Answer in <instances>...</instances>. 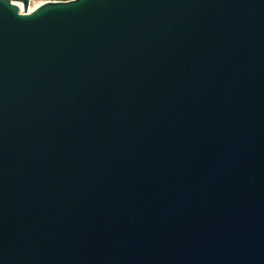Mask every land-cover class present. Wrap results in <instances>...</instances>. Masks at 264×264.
Masks as SVG:
<instances>
[{
	"label": "water",
	"instance_id": "95a60500",
	"mask_svg": "<svg viewBox=\"0 0 264 264\" xmlns=\"http://www.w3.org/2000/svg\"><path fill=\"white\" fill-rule=\"evenodd\" d=\"M0 264H264V0H0Z\"/></svg>",
	"mask_w": 264,
	"mask_h": 264
},
{
	"label": "built area",
	"instance_id": "2783aa9c",
	"mask_svg": "<svg viewBox=\"0 0 264 264\" xmlns=\"http://www.w3.org/2000/svg\"><path fill=\"white\" fill-rule=\"evenodd\" d=\"M37 0H29V7H30V4L35 2ZM41 3H43L44 1H59V0H39Z\"/></svg>",
	"mask_w": 264,
	"mask_h": 264
},
{
	"label": "bare ground",
	"instance_id": "6f19581e",
	"mask_svg": "<svg viewBox=\"0 0 264 264\" xmlns=\"http://www.w3.org/2000/svg\"><path fill=\"white\" fill-rule=\"evenodd\" d=\"M41 2H33L30 4L29 10H31L33 7L37 6L38 4H40Z\"/></svg>",
	"mask_w": 264,
	"mask_h": 264
},
{
	"label": "rangeland",
	"instance_id": "374dc122",
	"mask_svg": "<svg viewBox=\"0 0 264 264\" xmlns=\"http://www.w3.org/2000/svg\"><path fill=\"white\" fill-rule=\"evenodd\" d=\"M36 2H40L39 0H37Z\"/></svg>",
	"mask_w": 264,
	"mask_h": 264
}]
</instances>
